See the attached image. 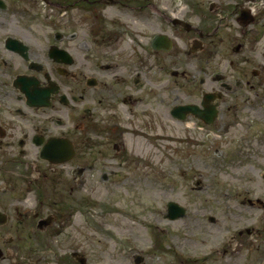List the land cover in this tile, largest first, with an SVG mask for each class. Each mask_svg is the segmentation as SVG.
<instances>
[{
    "label": "flooded vegetation",
    "instance_id": "af4514ba",
    "mask_svg": "<svg viewBox=\"0 0 264 264\" xmlns=\"http://www.w3.org/2000/svg\"><path fill=\"white\" fill-rule=\"evenodd\" d=\"M3 3L0 264H264V0ZM158 127L174 155H216L184 164L220 171L224 216L207 218L222 230L130 238L128 254L70 244L72 206L99 185L160 188L159 160L134 145L154 148ZM63 144L69 159L42 155ZM213 186L195 178L184 196Z\"/></svg>",
    "mask_w": 264,
    "mask_h": 264
},
{
    "label": "rangeland",
    "instance_id": "374dc122",
    "mask_svg": "<svg viewBox=\"0 0 264 264\" xmlns=\"http://www.w3.org/2000/svg\"><path fill=\"white\" fill-rule=\"evenodd\" d=\"M180 133L174 134L180 135ZM168 134H170V128L158 127L156 130L157 138L158 136L165 138L164 140H156L154 148L140 147L138 142L134 144L136 154L153 153V159L159 160L160 188L153 182L152 176L149 181L143 178V183L133 188L128 194L123 191L121 179L117 180V186H113L111 195L105 191V188L99 186L98 195L93 198L84 196L82 199L83 207H81L83 211H78L71 217L70 244L103 241L104 253L124 252L128 254L126 247L127 239L130 238H151L152 236L180 234L184 231L185 233H195L199 230L205 232L222 230L221 224L210 222L207 215L222 219L224 216L222 212L223 202H207L206 200L199 202V199L195 198L189 200L190 197H185V190H183V184L193 182V176L197 175L198 172L203 175L200 180H214L216 182L220 178V171L216 168L214 171H207L208 169L204 168L185 167L186 161H190L191 166L197 165L203 157L183 158L182 155H174L168 149ZM204 158L209 163L217 165V158L212 152L207 153ZM212 185L214 184L212 183ZM172 199L186 207V215L179 220L171 221L160 215V211L166 209L165 202ZM74 209L76 208L74 207ZM203 209H205V216L200 213ZM74 216L83 220L81 230H72L71 225L75 226ZM195 216L201 219L198 225L192 223L191 219ZM161 230L165 232L162 233Z\"/></svg>",
    "mask_w": 264,
    "mask_h": 264
},
{
    "label": "water",
    "instance_id": "95a60500",
    "mask_svg": "<svg viewBox=\"0 0 264 264\" xmlns=\"http://www.w3.org/2000/svg\"><path fill=\"white\" fill-rule=\"evenodd\" d=\"M167 204H168L169 210L172 208H174V210H175V212L173 214H170L171 218L184 215L183 214V208L178 207L177 205H174L175 204L174 202H169Z\"/></svg>",
    "mask_w": 264,
    "mask_h": 264
}]
</instances>
